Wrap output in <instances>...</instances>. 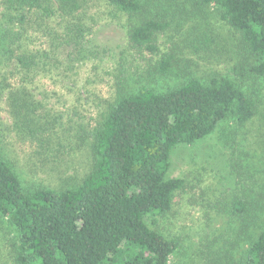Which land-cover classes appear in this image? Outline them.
I'll list each match as a JSON object with an SVG mask.
<instances>
[{"label":"trees","instance_id":"16d2710c","mask_svg":"<svg viewBox=\"0 0 264 264\" xmlns=\"http://www.w3.org/2000/svg\"><path fill=\"white\" fill-rule=\"evenodd\" d=\"M3 1L10 10L8 21L21 27L30 24L32 13L49 16L56 9L71 14L82 4V0ZM104 1L127 16L130 46L148 54L156 52L155 36L168 27L167 16L181 21L197 12L198 42L208 48L203 22L211 9L238 34L245 54L253 58L249 71L264 76V0ZM186 1L195 9L188 10ZM18 37L0 31L6 57ZM176 59L172 49L160 54L139 74L135 87H125L124 75L116 82L112 100L88 132L91 162L80 183L61 189L28 184L0 147V222L12 234L13 264H172L179 239L153 225L156 217L170 211L174 192L185 188L184 178L167 175L171 153L178 145L211 134L224 121H233L231 131L238 130L254 116L260 98L257 87L244 88L225 74L208 79L188 74L177 85L156 89L155 78L179 75ZM16 60L26 69L37 64L25 51ZM231 69L240 71L242 64ZM11 104L19 125L37 124L35 117H42L32 101L14 95ZM54 123L46 119L39 125L41 138L33 133L36 129H29L34 145L47 146L50 132L57 129ZM246 156L230 160L234 192L227 204H220L231 221L232 238L216 236L201 243V255H212V264H264V177L260 178L264 169ZM212 205L208 209L222 211ZM206 260L202 264H211Z\"/></svg>","mask_w":264,"mask_h":264},{"label":"rangeland","instance_id":"374dc122","mask_svg":"<svg viewBox=\"0 0 264 264\" xmlns=\"http://www.w3.org/2000/svg\"><path fill=\"white\" fill-rule=\"evenodd\" d=\"M4 2L0 0V31L19 37L11 43L9 57L0 48V147L28 184L61 189L80 183L91 162L88 132L112 100L116 82L124 75L126 88L137 86L139 74L163 52L172 49L175 53L179 75L155 78L156 89L177 85L188 74L200 79L225 74L244 88L254 85L259 89L256 113L238 130L231 131L233 121H224L211 134L178 145L171 153L167 175L184 178L185 188L174 192L170 211L155 218L154 228L179 239L172 264H202L204 259L212 264V255H201V243L216 236L219 240L232 238L231 221L220 206L234 192L230 160L246 154L264 169V76L249 71L253 58L245 54L238 34L210 9L203 22V33L210 42L203 48L198 42L199 12L189 13L181 21L167 16L168 27L155 36L156 52L148 54L130 46L127 16L104 0H82L80 9L71 14L56 9L49 16L32 13L25 30L8 21L10 10ZM185 6L195 9L191 1ZM35 22L41 27L37 29ZM23 51L36 61L34 67L18 66L17 55ZM238 64L242 69L233 71ZM125 78L130 79L128 83ZM22 90L26 96L20 94ZM14 95L33 102L35 113L42 116L35 117L37 124L19 125L11 104ZM46 119L54 121L57 129L50 132L49 142L42 148L34 145L29 129H36L33 133L38 135ZM224 129L227 134L222 133ZM80 140H84L81 145ZM254 173L258 178L257 171ZM212 204L222 211L208 209ZM11 236L0 222V264H13Z\"/></svg>","mask_w":264,"mask_h":264}]
</instances>
